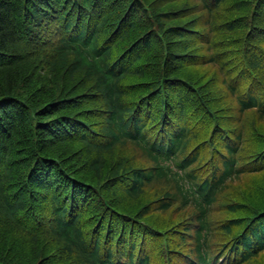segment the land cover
<instances>
[{
    "label": "trees",
    "instance_id": "obj_1",
    "mask_svg": "<svg viewBox=\"0 0 264 264\" xmlns=\"http://www.w3.org/2000/svg\"><path fill=\"white\" fill-rule=\"evenodd\" d=\"M0 264H264V0H0Z\"/></svg>",
    "mask_w": 264,
    "mask_h": 264
}]
</instances>
